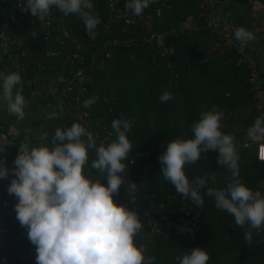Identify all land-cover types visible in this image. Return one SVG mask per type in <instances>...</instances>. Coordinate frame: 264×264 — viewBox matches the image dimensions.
Listing matches in <instances>:
<instances>
[{
	"label": "trees",
	"instance_id": "1",
	"mask_svg": "<svg viewBox=\"0 0 264 264\" xmlns=\"http://www.w3.org/2000/svg\"><path fill=\"white\" fill-rule=\"evenodd\" d=\"M120 1L118 0V3ZM158 1L145 9L146 14L154 18L156 26L159 25L163 29L173 24L178 29L179 22L190 21L193 25L192 29L186 31L178 29L179 32L166 41L173 50L167 59L172 68L164 63L157 49L152 52L140 46L130 49L115 48L111 51L110 58L93 62L95 43L99 44L103 39L98 38L93 42L78 15L65 16L56 8L69 35L65 37L64 29L59 23H55L56 28L51 30V35L48 36V28H43L44 23L40 16L34 17L29 12L26 20H13L17 10L14 8L15 0H0V32L19 39L17 45L12 48L13 55H28L19 57V66L8 71L5 70V62L0 58V71L21 74L22 94L26 101L24 116L27 119L34 118L36 114L47 115L45 108L56 107L57 104L52 99L43 97L38 90L32 96V80L37 76L58 75L64 61L68 63V55L84 56L82 65L76 62L74 69L85 66L88 75L86 99L91 98V95L97 96L95 104L83 108L91 114L93 130L101 132L107 128L113 132L114 140L116 137L111 128L112 120L122 115L123 118L134 121L133 128L127 134L132 151L125 161V172L121 173L126 183L121 185L114 201L124 205L125 189L130 182H135L142 184L134 192L140 199L151 196L160 206L159 213L154 215L138 213L143 228L136 241L137 245L143 244L147 249L146 258L154 256L155 264H179L177 256H183L188 251L200 247L210 253L208 264H264V243H260L264 241V228L259 233L253 230V243L249 246L244 240L245 229L235 224L233 216L215 207L214 199L205 194L206 189L199 190L204 202L203 206L198 208L189 197L177 193L171 182L165 181L161 175L162 165L159 157L166 150L167 143L177 138H194L191 126L198 121L202 111L217 106L222 109L225 115L221 130L226 134H233L235 145H240L247 152H250L249 149L254 144L249 148L244 147V143L251 142L247 139L246 130L264 113L259 110L250 92L249 71L247 67L237 64L235 52L232 49L212 50L213 36L205 27L207 12L200 7L198 1L170 0L171 9L164 12L162 19L156 15ZM251 1L264 3V0H224L225 3L217 8V12L219 14L221 8H224L225 12L237 9L238 13L232 20L237 28H246L245 15L239 14L238 6H249ZM94 2L95 0L93 4ZM116 25L111 33L102 38L124 37L126 33H123L122 26L120 23ZM32 33L36 35L35 39L30 37ZM127 36H131V33ZM251 49L255 53L253 46ZM56 51L58 55L52 54ZM5 57L7 58V55ZM259 63L264 66L260 58ZM71 69L72 67L67 71ZM163 91H171L173 99L161 103L159 96ZM66 108H58L57 117L45 118L43 131L39 129L40 135L22 131L13 138L8 131L19 118L11 115L6 120L1 119L0 111V132L10 140L5 150L0 152V160L4 161L5 166L9 169L15 167L14 160L19 154L21 143H27L30 148L41 144L51 147L55 130L70 126L72 116L68 109H75L74 103L67 102ZM45 133L46 140L42 139ZM101 137L102 133L95 137L97 147L102 144ZM107 144L109 143L104 145ZM254 147L255 153L250 152L252 160H239V178L253 191L264 193V162L257 160L256 145ZM93 159L95 150H89L85 173L92 179H102V183L107 185V174L101 178L96 170L91 169ZM131 161L133 164L127 169V164ZM184 170L193 184L198 178L215 175V184L209 181L208 187L217 189L226 186V178L230 175L223 166L217 164V153L212 150L202 153L196 164L186 165ZM127 177L129 179L126 181ZM13 178L14 174L10 172L5 179L7 186ZM16 199L14 194L9 198L0 191V229L6 230L10 237L24 235V242L27 243L23 242L19 250L2 247L0 254L9 264H36L35 245L28 239L27 228L15 224L19 222L14 210ZM164 222L171 224L160 230L157 227L154 229ZM186 227L187 233H182L181 229ZM148 236L150 240H146Z\"/></svg>",
	"mask_w": 264,
	"mask_h": 264
},
{
	"label": "clouds",
	"instance_id": "2",
	"mask_svg": "<svg viewBox=\"0 0 264 264\" xmlns=\"http://www.w3.org/2000/svg\"><path fill=\"white\" fill-rule=\"evenodd\" d=\"M155 2L126 0L125 9L140 16ZM53 7L65 16L78 15L89 34L101 24L97 11H92L93 0H26L24 11L34 17L47 16ZM234 36L241 46L256 39L244 27L236 28ZM59 80L63 82V77ZM22 93L21 74L0 71V108L23 118L26 101ZM172 99L171 91L159 96L161 103ZM96 100L85 99L83 107H90ZM224 115L218 106L202 111L191 126L194 138L169 141L159 157L161 175L198 208L204 202L199 190L206 189L205 194L214 199L215 207L233 216L235 224L245 229L244 240L251 246L253 230L259 233L264 228V193L253 191L239 178L235 136L221 130ZM133 125L132 119L122 115L112 120L116 138L97 147L94 134L80 123H73L55 130L51 147L41 144L30 148L21 143L14 168L9 169L0 160V179H6L10 172L14 174L8 193L18 199L16 219L27 228L28 239L35 245L36 264H155V257L146 258L147 249L135 240L143 228L139 214L114 201L125 182L121 173L125 172V161L132 151L127 134ZM246 136L248 140L264 137V114L246 130ZM42 139H47V133ZM89 150H95L91 169L101 178L107 174V185L85 173ZM209 150L217 153V164L230 173L224 188L208 187L209 181L215 184V175L198 178L194 184L186 176L185 166L196 164L201 154ZM138 186L142 184L130 182L125 191L134 193ZM210 259V253L200 247L176 257L179 264H208Z\"/></svg>",
	"mask_w": 264,
	"mask_h": 264
},
{
	"label": "built area",
	"instance_id": "3",
	"mask_svg": "<svg viewBox=\"0 0 264 264\" xmlns=\"http://www.w3.org/2000/svg\"><path fill=\"white\" fill-rule=\"evenodd\" d=\"M200 4L202 9H205V27L210 31L213 36V51H224L226 49H232L236 54V62L240 66L247 67L249 71V82H250V92L254 99V102L258 105L260 111L264 113V66L259 63V55L254 53L251 41L247 46H241L240 42L236 40L234 36V30L237 25L234 23L232 18L224 19L218 12L217 8L222 7L225 3L224 0H196ZM26 0H15L14 8H16V13L13 20L21 19L26 20L29 17L30 11H24V6ZM126 0H95L94 8L98 9L101 24L93 30L88 37L94 42L96 39H103L101 43H95L96 51L92 54V61L95 62L98 59H108L112 55V50L115 48L130 49L135 46H140L146 48L149 51H159V56L163 59L164 63L168 67L172 68V64L167 60L172 54V47L167 44V39L170 36H175L179 30L186 31L193 28L190 22H179L178 29L172 24L168 28H160L154 23V18L150 14H146L145 9L140 16L132 14L131 11L125 9ZM171 9L170 0H159L158 7L156 8V15L162 19L164 12ZM96 12V11H95ZM93 12V13H95ZM43 21V28H48L46 35H51V30H54L55 23L64 29V36L69 35L68 30L63 24V20L59 17L56 12V8H52L50 14L47 16H40ZM116 23H120L122 26L123 33L126 35L118 37H104V35L112 32L113 26ZM117 26V25H116ZM118 27V26H117ZM131 33V36H127ZM31 38H36L34 33L31 34ZM30 39V38H29ZM59 40V38H56ZM19 39L16 37H9L4 32H0V58L5 62V70L13 69L20 64L19 57H27V53L12 54V48L17 45ZM23 41V39H21ZM63 43V40L60 41ZM80 47V46H79ZM52 54L58 55L57 51ZM7 55V58L5 57ZM50 55V53H49ZM156 57V54H154ZM66 61H64L62 68L58 70L59 74L52 77H41L37 76L32 80V92L31 95H35V91L38 90L43 97H48L52 99L56 104H67L74 103L75 109L78 113L73 110L68 109L69 114L71 113L72 120L70 123L71 127L73 123H80L82 126L86 127L87 130L92 132L95 137H99L102 133L101 143H111L113 140V132L107 128H104L101 132L93 130V120L91 114L86 111L83 107V102L87 97L88 90V75L86 73L85 66H79L76 69V62L82 63L84 61V56L74 54L72 56H66ZM15 61V64H14ZM28 63H26V66ZM71 70L67 71L70 67ZM82 65V64H81ZM41 68L43 66L39 65ZM56 67V66H55ZM54 67V68H55ZM63 77V82H60L59 78ZM96 97L97 96H92ZM75 100V102H74ZM67 109V108H66ZM63 129V127H60ZM252 144L256 145V156L257 160L264 162V137H260L256 140H251V142L244 143L245 148H249ZM133 161L127 164L131 166ZM0 191L6 197H13L8 193V186L5 179H0ZM18 203V199H16ZM116 203V202H115ZM129 210H133L128 207L127 203L124 204ZM16 226L22 227L19 222L15 223ZM171 222H164L160 226H155L154 229L159 228V230L165 225H170ZM150 240V236L146 240ZM138 241V238H135ZM136 241V243H137Z\"/></svg>",
	"mask_w": 264,
	"mask_h": 264
},
{
	"label": "crops",
	"instance_id": "4",
	"mask_svg": "<svg viewBox=\"0 0 264 264\" xmlns=\"http://www.w3.org/2000/svg\"><path fill=\"white\" fill-rule=\"evenodd\" d=\"M239 14L245 15V26L246 29L251 31L256 39L251 41V44L255 50V52L259 55L261 62L264 64V3L260 1H251L249 6L240 4L238 6ZM238 13L237 9L229 12H225L224 8L219 10V14L224 19H230L234 15ZM15 64V61H14ZM0 103H3L0 100ZM4 108H0L1 116H3ZM45 111V110H44ZM50 115V116H49ZM49 115L44 114L41 116H36L34 118L28 117V119L24 116L23 118H19L18 122H16L8 131V134L13 138L17 137L22 131L30 132L32 134L40 135V130L44 129V121L45 118H51L52 114ZM55 117V115H54ZM40 129V130H39ZM10 143V140L6 137V135L0 132V152L5 150V147ZM240 146V145H236ZM253 149V154L255 153L254 145L249 149ZM239 154V153H238ZM240 156V154H239ZM9 233L6 230L0 229V248L6 247L7 249L19 250L23 246V236H12L8 235ZM25 243V242H24ZM27 243V242H26ZM25 243V244H26ZM29 245V244H28ZM0 264H9L6 258H2L0 254Z\"/></svg>",
	"mask_w": 264,
	"mask_h": 264
},
{
	"label": "rangeland",
	"instance_id": "5",
	"mask_svg": "<svg viewBox=\"0 0 264 264\" xmlns=\"http://www.w3.org/2000/svg\"><path fill=\"white\" fill-rule=\"evenodd\" d=\"M58 108H66L65 104H57L56 107L54 106H49L48 108H45V113H51L52 117H57L58 115ZM4 113L2 112L3 116H1V119L6 120L8 117H10L11 115L7 113L6 109L4 108ZM245 149L241 146H237L236 147V151L237 153L240 154V158L241 159H245V160H252V155L250 154V152H253V149L250 150V152L244 151ZM127 169H129V166H127ZM129 176V175H128ZM129 178H126V181ZM126 183V182H125ZM125 189V188H124ZM122 190V189H121ZM125 197V203H127L128 207L133 208V210H135L137 213L142 212L146 215H154L159 213V209L160 206H158V204L156 203V201L154 200L153 197L148 196L145 199H140L136 193H132V192H127L126 194H124ZM188 228H182L181 232L182 233H187Z\"/></svg>",
	"mask_w": 264,
	"mask_h": 264
},
{
	"label": "water",
	"instance_id": "6",
	"mask_svg": "<svg viewBox=\"0 0 264 264\" xmlns=\"http://www.w3.org/2000/svg\"><path fill=\"white\" fill-rule=\"evenodd\" d=\"M61 109H63V108H61Z\"/></svg>",
	"mask_w": 264,
	"mask_h": 264
}]
</instances>
